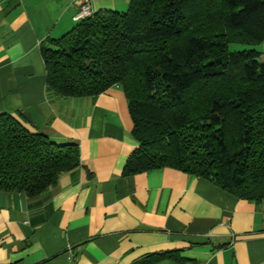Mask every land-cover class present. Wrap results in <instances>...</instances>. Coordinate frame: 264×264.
<instances>
[{"label": "crops", "instance_id": "0c3cea01", "mask_svg": "<svg viewBox=\"0 0 264 264\" xmlns=\"http://www.w3.org/2000/svg\"><path fill=\"white\" fill-rule=\"evenodd\" d=\"M128 4L91 0L94 12ZM75 13V0H0V113L79 151L41 194L0 190V264H264V202L173 167L125 175L137 142L122 88H47L42 47ZM166 251L183 262L154 259Z\"/></svg>", "mask_w": 264, "mask_h": 264}, {"label": "trees", "instance_id": "16d2710c", "mask_svg": "<svg viewBox=\"0 0 264 264\" xmlns=\"http://www.w3.org/2000/svg\"><path fill=\"white\" fill-rule=\"evenodd\" d=\"M262 41L264 0H129L125 11L78 21L42 53L58 95L122 88L137 142L125 175L173 167L264 202ZM78 164L76 143L0 113L1 191L41 194Z\"/></svg>", "mask_w": 264, "mask_h": 264}, {"label": "built area", "instance_id": "2783aa9c", "mask_svg": "<svg viewBox=\"0 0 264 264\" xmlns=\"http://www.w3.org/2000/svg\"><path fill=\"white\" fill-rule=\"evenodd\" d=\"M75 4L76 13L74 15V20L77 22L88 16H91L94 13L91 0H75Z\"/></svg>", "mask_w": 264, "mask_h": 264}, {"label": "rangeland", "instance_id": "374dc122", "mask_svg": "<svg viewBox=\"0 0 264 264\" xmlns=\"http://www.w3.org/2000/svg\"><path fill=\"white\" fill-rule=\"evenodd\" d=\"M260 45H261L262 48H264V41H262V42L258 45L259 48H260ZM231 48L235 49V48L233 47V45L231 46ZM238 48H242V46H238Z\"/></svg>", "mask_w": 264, "mask_h": 264}]
</instances>
